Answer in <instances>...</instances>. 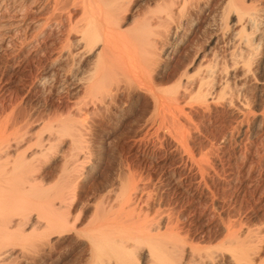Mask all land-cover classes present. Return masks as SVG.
I'll return each instance as SVG.
<instances>
[{
	"label": "rangeland",
	"instance_id": "rangeland-1",
	"mask_svg": "<svg viewBox=\"0 0 264 264\" xmlns=\"http://www.w3.org/2000/svg\"><path fill=\"white\" fill-rule=\"evenodd\" d=\"M125 1L120 0L124 14L118 16V31L130 39L137 55L131 54L138 61L149 60V68L141 79L122 78L120 62L129 60V50L120 47L125 55L116 59L120 80L113 81L114 97H86L81 83L85 85L95 60L83 52L74 57V47L72 59L64 61L56 60L57 51L52 50L47 57L29 59V49L14 59L0 52V114L15 106L21 115L34 118L38 131L45 123L56 127L69 120L70 129L80 133L77 146L82 149L78 151L70 136L58 135L36 163L40 177L57 194L67 179L62 186L66 201L57 197L55 208L51 205L59 209L51 208L50 213L58 214V220L48 216L61 224L64 219L66 227L34 239L32 247L18 245L0 264H99L87 234L103 221L98 217L102 200L130 176L142 179L155 198L182 216L184 231L195 244L215 246L224 234L222 225L229 221L253 230L260 247L255 261L264 262V0ZM235 3L244 5L247 13L232 7ZM248 41L254 51L247 49ZM40 79L45 84L39 85ZM202 79L203 92L210 91L217 100L209 108L200 106L202 97L195 92L192 97L182 95ZM158 91L166 97L179 93L181 102L157 109L153 94ZM191 154L209 160L206 173ZM33 215L26 233L43 231L47 224L36 212ZM227 257L220 263L228 264Z\"/></svg>",
	"mask_w": 264,
	"mask_h": 264
},
{
	"label": "bare ground",
	"instance_id": "bare-ground-1",
	"mask_svg": "<svg viewBox=\"0 0 264 264\" xmlns=\"http://www.w3.org/2000/svg\"><path fill=\"white\" fill-rule=\"evenodd\" d=\"M236 3H238L237 0ZM236 3L232 7H236L241 13L246 14L247 11L244 5L240 6ZM122 6L123 3L120 0H0V52H3L4 55H9L10 59H14L19 53H23L27 49L29 50L25 58H30L33 55L47 57L50 54V50H52L51 52L57 51L58 58L56 60L67 59L68 57L70 59V56L72 59L75 51L78 54L74 55V57H78L82 52L83 54L87 53L88 55H92L95 61L91 63L90 67L92 69L89 76L87 73L88 77H85L87 80L84 82L85 85H82L83 82H80L81 87L85 86L84 91L86 94H84L90 100L98 99L103 94L105 95V93L106 95L112 94V91H115L114 89L116 88L113 81L115 78L118 80L120 77H116V71H118L116 59L118 57L124 59L125 55V53L123 55V50H119L120 47L129 50L126 53L129 60L126 63L119 61L122 63V68L119 66V69L122 70L119 71L122 72V74L119 73L123 75L122 78L125 76L127 80L141 79L145 74V70L149 68V63H146L149 60L142 61L144 57L138 55L143 57H140L142 62L138 61L133 56L136 53L132 51L133 45H129L130 39H127L128 37L126 38L118 31V27L121 29L118 20L122 12ZM173 8L171 12H173ZM136 41L142 42L138 41V38ZM130 46L132 47L130 48ZM73 47L75 48L74 52L72 50ZM246 47L250 51L255 48L253 42L249 41L246 43ZM140 50V52L143 51V49ZM140 52L139 54H142ZM92 64H94V67ZM119 74L117 72V76ZM117 80L116 82L120 79ZM203 80L205 79L198 81L200 83L197 87L193 85L194 89L193 86L190 89V86L186 87L182 95L192 97V93L195 92V96L202 97L200 106L209 108L210 103L217 100L213 98L214 95L212 96L213 93L211 94L210 91L207 93L203 92ZM212 82L214 81L212 80ZM37 83L43 85L45 81L40 79ZM113 86H115L114 89ZM222 93L219 96L223 98L224 95ZM178 95L166 97L167 93L165 96L164 92L158 91L153 94L154 104L157 109H167L172 104H179ZM114 96L112 94V97ZM216 98L219 99L218 97ZM223 100L225 101V99ZM177 109L179 110V108ZM182 113L184 112L182 111ZM33 119L29 114L23 113L21 115L15 106L6 111L4 110L0 114V263L11 256L18 245L23 246L27 244V247H32L31 242L34 239L43 236L48 231L60 228L61 225L60 230H62L63 224L64 227L67 225V221H64V219H61L63 221L62 224L60 223L61 221L58 223L55 219H49L50 216L52 217L50 215L52 206L55 208V204L52 203L53 200L60 197L66 201V198H63L64 194H62L65 188H62V186L67 179L61 185L62 191L60 192L59 188L58 194L56 191L55 193L54 188H49L43 176L40 177L41 175L38 174L39 169L36 163L39 159L38 156L40 154V156L44 155L42 153L47 150L50 142L53 144L52 141H54V138L56 139V136L59 135L57 138L60 139L61 136L65 137L68 135L72 138L73 144L77 146V144H80V133L70 129L73 123L71 124L69 120H65L56 127L45 123L38 131L37 128L39 129L40 126L35 125ZM183 145L187 147V144L184 142ZM77 148L75 150L76 153L77 150L82 151L80 146H77ZM185 150H188L189 154L191 153L189 149ZM76 153L75 155L78 157L79 154ZM79 158L82 159V157ZM191 158L198 166L200 172L206 173L210 168L209 160H196L193 154H191ZM76 160L78 159L76 158ZM120 184L121 186L119 185L120 188L117 191L114 192L113 190V196H111L112 193L110 192V197L106 198L108 192L105 196L106 199L102 200V203H105V205L100 209L99 216H97L100 219L103 218V221L101 223L98 222L100 224L96 229L89 231L88 234L86 233L89 236V242L91 240V246L95 255L94 261L96 259L99 264H111L113 262L115 264H141L142 261H145V264H221L220 262L226 259V255L229 259L228 264L258 263H256L255 258L260 247L256 244L255 239L257 237L254 238L256 234L253 235V230L244 229L243 226H238L229 221L227 223L222 221L224 223L222 225L224 228L222 238L218 240V243H215V246L212 245L213 247L210 245H208L209 247H202L190 240L191 238L184 231L182 216L176 213L175 209L170 207V205H165L161 198H155L149 186L143 183L142 179L139 178L137 180L130 176L128 183L122 184L120 182ZM65 195L67 194L65 193ZM97 209L99 211V208ZM52 210L56 212L59 209L52 208ZM35 212L36 218L48 220L47 224L44 223L45 229L41 231L42 228H40L41 230L34 231L37 228L34 227L32 228L34 232L26 233L27 224H29L28 220L32 221L31 218ZM55 216L59 217L58 214H55L52 218H56ZM104 218L107 219L104 221ZM26 221L28 222L26 223ZM64 222H66V225ZM38 227L41 226L38 224ZM25 249L27 250V248ZM17 253L16 255H18ZM260 264H264V262Z\"/></svg>",
	"mask_w": 264,
	"mask_h": 264
}]
</instances>
